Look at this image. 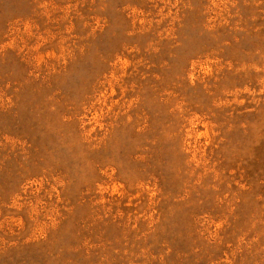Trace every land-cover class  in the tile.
<instances>
[{"label":"rangeland","instance_id":"1","mask_svg":"<svg viewBox=\"0 0 264 264\" xmlns=\"http://www.w3.org/2000/svg\"><path fill=\"white\" fill-rule=\"evenodd\" d=\"M0 264H264V0H0Z\"/></svg>","mask_w":264,"mask_h":264}]
</instances>
